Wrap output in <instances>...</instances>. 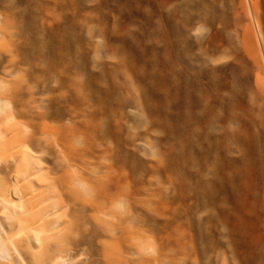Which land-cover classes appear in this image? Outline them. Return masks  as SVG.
<instances>
[{
  "label": "rangeland",
  "instance_id": "374dc122",
  "mask_svg": "<svg viewBox=\"0 0 264 264\" xmlns=\"http://www.w3.org/2000/svg\"><path fill=\"white\" fill-rule=\"evenodd\" d=\"M0 264H264V0H0Z\"/></svg>",
  "mask_w": 264,
  "mask_h": 264
},
{
  "label": "bare ground",
  "instance_id": "6f19581e",
  "mask_svg": "<svg viewBox=\"0 0 264 264\" xmlns=\"http://www.w3.org/2000/svg\"><path fill=\"white\" fill-rule=\"evenodd\" d=\"M29 154V153H28ZM29 157V156H28ZM31 157V156H30ZM34 169V168H33ZM216 170V169H215ZM34 171V170H33ZM40 171V170H39ZM218 171L216 170V173H217ZM32 173V172H31ZM35 174V173H34ZM220 175V174H219ZM31 179V182H34L35 183V181H32L33 180V177L32 178H30ZM36 179V178H35ZM22 181V180H21ZM29 181V180H28ZM39 181V180H38ZM42 181V180H41ZM204 181V180H203ZM202 180H201V177L199 176L198 177V181H197V184H198V187H200L201 185H206L207 186V190H209V192H211L212 191V188H213V186H215L216 185V183L217 182H215V181H211V180H209V181H207V182H203ZM30 182V181H29ZM30 182V183H31ZM22 183H23V181H22ZM25 184V183H24ZM17 185V184H16ZM41 187V186H40ZM44 193V192H43ZM47 193V192H46ZM29 196V195H28ZM33 197V196H32ZM16 198V197H15ZM27 198V197H26ZM33 198H36L35 196L33 197ZM33 198L32 199H30V196L28 197V199H30V200H33ZM46 198V197H45ZM26 200L24 203H26V204H29V202H30V200ZM38 199V198H37ZM36 200V199H35ZM34 200V201H35ZM44 200V199H43ZM46 200H47V198H46ZM29 201V202H28ZM41 202V201H40ZM44 202V201H43ZM35 203V202H34ZM39 203V202H38ZM5 206V205H4ZM38 206V205H37ZM9 207V206H8ZM42 207V206H41ZM43 207H45V206H43ZM46 208H47V206H46ZM42 208H40V210H41ZM48 210V209H47ZM49 211V210H48ZM39 213H41V212H39ZM49 213V212H48ZM47 215V214H46ZM45 215V216H46ZM44 217V216H43ZM42 219V218H41ZM48 220V219H47ZM46 221V220H45ZM54 221V220H53ZM46 222H48V221H46ZM45 222V224H47ZM54 223V222H53ZM49 225V224H48ZM39 226V225H38ZM42 226H43V224H42ZM41 227V226H40ZM53 227V226H52ZM42 228V227H41ZM48 228V227H47ZM46 234V233H45ZM42 235V234H41ZM32 236H34V235H32ZM46 236V235H45Z\"/></svg>",
  "mask_w": 264,
  "mask_h": 264
}]
</instances>
